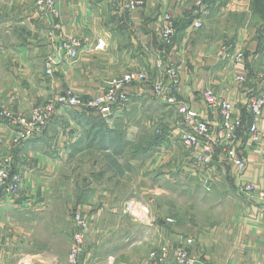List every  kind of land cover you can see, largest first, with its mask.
Instances as JSON below:
<instances>
[{"label":"crops","instance_id":"crops-1","mask_svg":"<svg viewBox=\"0 0 264 264\" xmlns=\"http://www.w3.org/2000/svg\"><path fill=\"white\" fill-rule=\"evenodd\" d=\"M56 1L61 33L82 47L49 75L46 62L59 42L48 36L51 20L34 0H0V113L26 116L65 90L87 100L132 70L148 80L165 75V66H154L158 57L177 66L175 102L156 97L150 81L137 82L126 88L129 101L108 115L57 105L43 130L18 146V127L0 114V156L11 154L22 176L19 193L0 191V264H68L76 212L90 222L79 264H157L149 256L161 245L187 247L195 264H264V204L238 191L245 183L264 189V107L255 120L259 142L240 135L242 172L222 145L209 166L195 168L198 149L180 143L177 110L186 104L215 122L202 97L207 87L241 115L264 89V20L251 0L215 4L213 16L206 0H143L130 13L124 0ZM165 14L175 34L164 48ZM238 51L243 58L235 63ZM127 201L135 214L125 212ZM164 264H175L173 256Z\"/></svg>","mask_w":264,"mask_h":264},{"label":"built area","instance_id":"built-area-1","mask_svg":"<svg viewBox=\"0 0 264 264\" xmlns=\"http://www.w3.org/2000/svg\"><path fill=\"white\" fill-rule=\"evenodd\" d=\"M201 5V1L197 2ZM37 11L42 12L51 20L48 36L51 41L59 40L54 45L56 55L50 56L46 62V73L52 75L53 66L61 61L70 62L75 60L81 50V40L75 36L63 35L61 25L59 24V10L56 0H34ZM143 5V0H124L121 4L123 10L131 12ZM195 28L202 27L201 21H194ZM57 31V33H56ZM175 34V23L173 17L169 14L163 16V24L159 35L162 44L165 47L173 42ZM103 46L101 43L97 47ZM243 58L242 51H238L234 56V62L237 63ZM160 68L165 66L164 59L159 58L154 64ZM165 75L154 76L148 80L147 74L142 70H132L121 77H115L108 81L107 86L103 87L95 96L83 100L71 90H65L54 94V96L45 104H39L32 108L26 116L16 113L3 111L1 116L9 119L18 127V135L13 138V146H18L22 141L35 137L47 125L51 119L55 108L60 105L67 107H82L99 112L102 115H108L112 112L114 106H121L130 99L126 88L137 82H149L154 95L168 103H174L175 98L172 91L178 85V69L169 63L165 67ZM168 78L166 82L165 77ZM237 81L245 82L247 79L243 76H237ZM205 106L210 111L218 114L215 122H210L200 118L198 114L186 104H179L177 110L180 114L182 132L180 134V143L191 150H196L197 154L192 158V164L197 169H203L212 163L215 146L222 145L224 155L227 160L233 162L239 172L246 168V162L238 150V142L241 133H244L251 143L257 144L261 138L256 125V119L261 115L264 107V89L252 96L244 107V115L237 113L233 105L225 100L220 101L212 88L207 87L202 94ZM160 131L157 129V132ZM203 185L207 186L208 178L202 180ZM22 182V176L19 172H13L11 154L0 156V191L6 195H16L19 193ZM238 191L241 194L252 197L264 204V189L251 183L240 184ZM125 212L135 214L136 205L132 201H127L124 206ZM75 231L70 245L68 264H79V260L85 251V234L89 229V220L81 212L74 214ZM192 240L187 239V243ZM173 256L175 264H195V258L189 254L187 247L177 246L170 250L168 245H161L150 253V259L157 264L167 262L169 256Z\"/></svg>","mask_w":264,"mask_h":264},{"label":"trees","instance_id":"trees-1","mask_svg":"<svg viewBox=\"0 0 264 264\" xmlns=\"http://www.w3.org/2000/svg\"><path fill=\"white\" fill-rule=\"evenodd\" d=\"M252 12L264 20V0H251Z\"/></svg>","mask_w":264,"mask_h":264},{"label":"rangeland","instance_id":"rangeland-1","mask_svg":"<svg viewBox=\"0 0 264 264\" xmlns=\"http://www.w3.org/2000/svg\"><path fill=\"white\" fill-rule=\"evenodd\" d=\"M201 1V3H203L202 2V0H200ZM206 1H208V2H210L211 4H212V9H211V13H210V15L212 14V16H213V14L215 13V4H218V5H223V4H225V2L227 1V0H206ZM209 4V3H208ZM210 5V4H209ZM210 9V8H209ZM217 10V9H216ZM126 13H127V11H125ZM130 13V12H129ZM255 16H257V15H255ZM260 18V17H259ZM256 24L258 25L259 23H258V21L256 22ZM169 63V62H168ZM164 64H165V67L167 66L166 65V62H164ZM172 64H174L175 66H176V64L175 63H172ZM177 67V66H176ZM82 148V147H81ZM83 149V148H82ZM84 154V153H83ZM84 170H85V168L83 167V165L78 169V171L79 172H84ZM83 175V174H82ZM144 176V175H143ZM143 176H142V178H143ZM153 261V260H152ZM154 262V261H153Z\"/></svg>","mask_w":264,"mask_h":264}]
</instances>
